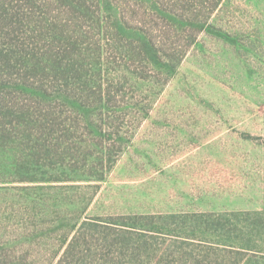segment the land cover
Wrapping results in <instances>:
<instances>
[{"label":"rangeland","instance_id":"rangeland-1","mask_svg":"<svg viewBox=\"0 0 264 264\" xmlns=\"http://www.w3.org/2000/svg\"><path fill=\"white\" fill-rule=\"evenodd\" d=\"M101 4L102 110L48 118L40 164L0 147V264H264V0H220L200 30L181 0ZM134 215L154 218L114 223Z\"/></svg>","mask_w":264,"mask_h":264},{"label":"trees","instance_id":"trees-1","mask_svg":"<svg viewBox=\"0 0 264 264\" xmlns=\"http://www.w3.org/2000/svg\"><path fill=\"white\" fill-rule=\"evenodd\" d=\"M101 2L0 0V147L20 148L28 163L40 164L56 153L47 142V132L50 134L52 128L48 118H67L63 107L73 108L79 113L77 118H93V113L103 108V84L95 77L92 64L96 58L101 60L100 35L106 23ZM181 2V18L176 13L171 18L181 24L195 23L194 27L200 30L220 0H204L203 3L211 4L205 6L207 10L202 14L193 13V4ZM119 14V32L124 35L135 31L140 51L154 56L156 47L148 31L130 26L122 11ZM195 37L194 34V42ZM152 218L134 215L114 223L133 235L134 230L144 231L139 220ZM170 224L166 221V225ZM85 226L86 222L81 229ZM76 238L71 240L67 252L73 249ZM114 243H119V239ZM127 243L135 246L134 242Z\"/></svg>","mask_w":264,"mask_h":264}]
</instances>
